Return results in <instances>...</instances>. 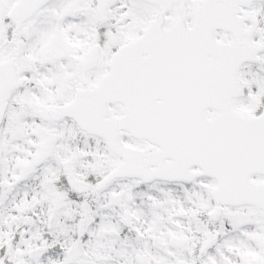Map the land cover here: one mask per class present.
Segmentation results:
<instances>
[{"label": "snow or ice", "instance_id": "snow-or-ice-1", "mask_svg": "<svg viewBox=\"0 0 264 264\" xmlns=\"http://www.w3.org/2000/svg\"><path fill=\"white\" fill-rule=\"evenodd\" d=\"M0 264H264V0H0Z\"/></svg>", "mask_w": 264, "mask_h": 264}]
</instances>
